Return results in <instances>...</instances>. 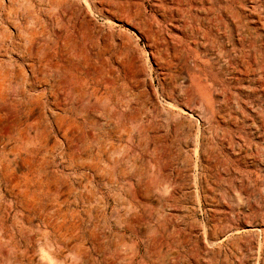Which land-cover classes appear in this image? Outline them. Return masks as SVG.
Wrapping results in <instances>:
<instances>
[{
	"label": "rangeland",
	"instance_id": "374dc122",
	"mask_svg": "<svg viewBox=\"0 0 264 264\" xmlns=\"http://www.w3.org/2000/svg\"><path fill=\"white\" fill-rule=\"evenodd\" d=\"M196 3L0 0V264H264V0Z\"/></svg>",
	"mask_w": 264,
	"mask_h": 264
},
{
	"label": "bare ground",
	"instance_id": "6f19581e",
	"mask_svg": "<svg viewBox=\"0 0 264 264\" xmlns=\"http://www.w3.org/2000/svg\"><path fill=\"white\" fill-rule=\"evenodd\" d=\"M195 3H196V0H171V7L168 8L167 10V14L168 16L171 18V19H176L178 18L179 20L178 21H182V24L184 22V24L186 23V19H184V15L186 13H191L192 11L191 10H195ZM197 4V3H196ZM204 9H202L203 11ZM208 12V11H207ZM189 13V14H190ZM210 13V10L209 12ZM192 15V14H191ZM193 16V15H192ZM207 17V16H206ZM204 18L202 19L205 23H209L210 22V19L208 18ZM191 18V17H190ZM189 18V19H190ZM193 18V17H192ZM214 19V18H213ZM190 20H193V19H190ZM173 22V21H172ZM198 22V21H197ZM200 23V22H199ZM177 24V23H176ZM210 25H213V21L211 22ZM177 26V25H176ZM185 26V25H184ZM192 26V25H191ZM215 28L216 26L213 25ZM212 27V26H211ZM186 28H190L188 25ZM195 28V27H194ZM206 28V27H205ZM208 28V27H207ZM178 29V28H177ZM183 29V28H182ZM185 29V28H184ZM209 29V28H208ZM207 29V30H208ZM210 29H213V28H210ZM190 33L192 34L193 31H199L198 29H193V27H191L190 29ZM214 30V29H213ZM217 30V29H216ZM212 31V30H210ZM188 32V30H187ZM194 32V33H195ZM145 32H143L144 34ZM182 33V32H181ZM188 33V34H190ZM210 33V32H209ZM213 33V32H212ZM211 33V35H212ZM186 33V31L182 33L183 37H187L186 35H188ZM196 34V33H195ZM214 35V34H213ZM144 36L146 38H150V35L149 33L148 34H144ZM156 37V35H154ZM159 36V35H158ZM157 36V37H158ZM190 36V35H189ZM188 36V37H189ZM152 37V36H151ZM171 38V37H170ZM181 38V37H180ZM179 38V39H180ZM153 40V37L151 38ZM161 40V38H160ZM154 41V40H153ZM155 42V41H154ZM181 42H183L181 40ZM157 44V42H156ZM179 45V44H178ZM175 48V47H174ZM179 48V47H178ZM176 47V49H178ZM182 48V47H180ZM189 49V48H188ZM180 50V49H179ZM177 51V50H176ZM189 51H191L189 49ZM226 60V59H225ZM231 61V60H230ZM229 61V62H230ZM232 63V61L230 62V64ZM206 64V62H205ZM208 64V62H207ZM208 67V65H206ZM78 67V66H77ZM210 68V67H209ZM82 75H76V77L74 75H71V77L69 79H67L64 83H59L60 81H54L53 84L50 85L51 87V91H49V97L51 98L52 100V105L56 106L57 109H59L63 115L62 116H58L55 118L56 122L62 124V126L64 127V132H65V138L66 140L67 139H72L74 138L73 135L75 133V130H72L73 127L75 126L76 122H77V118H78V114H76L74 112V107L75 105H79L81 104L82 106H85V103L87 104L88 103V98H89V95L91 94V91L90 90H93L89 87V85H86V84H80V82L83 80L81 79L78 80L76 79L77 77H80ZM86 76V75H85ZM87 77V76H86ZM81 78V77H80ZM82 78H84V76H82ZM85 80V79H84ZM87 83V82H86ZM95 88V87H94ZM96 89V88H95ZM95 92V91H94ZM45 95V93L43 94V96ZM31 99V98H30ZM20 103V102H19ZM27 103V102H26ZM29 103V102H28ZM5 105V104H3ZM10 104H8L9 106ZM19 106H23V104L19 105ZM11 108V107H10ZM6 106H0V112L1 114L5 113V114H9L11 109ZM84 113H85V120H87V110H83ZM83 113V112H82ZM53 114V113H52ZM81 114V113H80ZM4 115V114H3ZM6 115V116H7ZM82 115V114H81ZM84 115V114H83ZM82 115V116H83ZM35 122V121H34ZM37 122V121H36ZM13 124V123H12ZM15 124V123H14ZM77 127V126H75ZM39 129V128H38ZM20 131V130H19ZM26 132L28 133V131L26 130ZM22 136V135H21ZM84 148V147H83ZM76 149V148H75Z\"/></svg>",
	"mask_w": 264,
	"mask_h": 264
}]
</instances>
